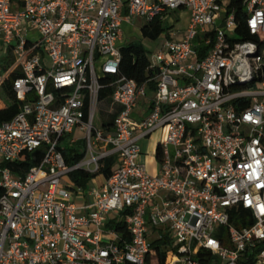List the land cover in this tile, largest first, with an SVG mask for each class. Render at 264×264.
Listing matches in <instances>:
<instances>
[{
    "label": "built area",
    "instance_id": "2783aa9c",
    "mask_svg": "<svg viewBox=\"0 0 264 264\" xmlns=\"http://www.w3.org/2000/svg\"><path fill=\"white\" fill-rule=\"evenodd\" d=\"M236 4L258 41L238 40ZM180 9L188 28L149 56L154 73L121 75L123 24ZM8 81L20 108L0 119V264H155L164 237L163 264H264V0H0V88ZM107 86L118 110L104 108ZM106 112L111 130L96 125ZM75 128L87 150L68 167L61 142ZM157 130L152 174L140 141ZM101 145L118 167L83 190L70 173L98 172Z\"/></svg>",
    "mask_w": 264,
    "mask_h": 264
},
{
    "label": "trees",
    "instance_id": "16d2710c",
    "mask_svg": "<svg viewBox=\"0 0 264 264\" xmlns=\"http://www.w3.org/2000/svg\"><path fill=\"white\" fill-rule=\"evenodd\" d=\"M239 3L240 0H237ZM236 11H237V18L240 20V24L236 29V33L238 35V40L241 41H258L257 36L252 35L246 25V21L244 16H242V7L240 4H236ZM244 13V12H243ZM142 34L145 38H149L152 40L158 39L163 33L164 28L161 25V20L155 19L152 22L145 24L141 28ZM121 64H120V72L121 75L126 76L129 79L136 80L138 83H144L147 78L152 75L154 72L150 71V59L148 51L143 48L142 46H138L135 44H129L125 47L121 48ZM201 57L203 55H200ZM110 77H106L103 80V83L108 84L110 81ZM152 88L154 86L152 85ZM2 92L4 93L5 99L11 103L10 107H3L0 109V119L1 120H10L12 119L18 112L20 105L15 101L14 94L12 92V85L11 82H6L1 88ZM113 93V87L107 86L101 94V97L105 99V101L110 100V97ZM4 102V101H3ZM114 115L109 117L107 122H103V126L106 127L108 130L112 129ZM64 137L61 142V149L63 150V155L65 158L66 165L68 167H72L79 162H81L85 155L86 150L85 146L83 145V150L80 151L75 146H64L63 144ZM43 156V150H37L32 153L27 152L24 156V159L20 160V164L18 165L15 170L19 173L24 174L26 171H29L32 167L38 164ZM159 158V150L157 153ZM114 165V160L110 159L108 162H105L104 167L101 168L100 173H104L106 178L108 179L112 175V167ZM96 176L95 173H91L84 169H77L70 173L71 179L74 183L79 187H86V185ZM113 227V225H112ZM116 227L118 230H125L126 226L123 223H119ZM170 237H164V239H153V251L152 255L149 257V262H154L155 264H163L166 251L165 247L170 242Z\"/></svg>",
    "mask_w": 264,
    "mask_h": 264
},
{
    "label": "rangeland",
    "instance_id": "374dc122",
    "mask_svg": "<svg viewBox=\"0 0 264 264\" xmlns=\"http://www.w3.org/2000/svg\"><path fill=\"white\" fill-rule=\"evenodd\" d=\"M191 12L188 9H180L179 11H169L166 13L165 17L161 21V25L164 28V33L156 40H152L149 38H145L142 34L141 28L147 24L145 19L135 18L132 23H124L123 24V32L124 37L122 40L118 41V47L122 48L129 44H135L138 46H142L148 51L149 56L152 58L155 53L161 48L163 42L166 39L175 40V33L184 31L188 26V21H190ZM156 91L153 88L148 89V97H154ZM4 93L0 89V107H5L6 105H10L9 101L5 99ZM4 101V102H3ZM101 120L97 118L96 125H101L102 121L106 120L105 113L102 115ZM160 134V130H157L151 134L150 137L145 138L141 141V144L144 145L147 154H151L154 152L156 148V137ZM165 134V133H164ZM163 134V137L165 136ZM73 140H77V143H73ZM66 146H75L80 151L83 149V145L85 146V150H87V136L86 133L80 130L79 128H75L74 131L66 135L63 140V144ZM98 187V183L95 179H92L86 187H83V190L89 191L90 189ZM115 213H111L109 217L114 216Z\"/></svg>",
    "mask_w": 264,
    "mask_h": 264
},
{
    "label": "crops",
    "instance_id": "0c3cea01",
    "mask_svg": "<svg viewBox=\"0 0 264 264\" xmlns=\"http://www.w3.org/2000/svg\"><path fill=\"white\" fill-rule=\"evenodd\" d=\"M188 25H189V21H188ZM187 28H188V26H187ZM187 28L184 31H182V32L175 33L176 34V35H174L175 36V40L181 39L184 36L185 31L187 30ZM123 37H124V34H123ZM10 106L11 105H7L6 107H10ZM2 108L3 107H1V109ZM104 108H105V110L110 111L112 108H115V109L118 110L120 107L112 105V99L110 97V100L104 102ZM149 109H150V102L148 101V99L146 101H142L140 103V107L138 108V110H137V112L135 114V117L139 118L141 116V114L147 115L148 112H149ZM112 115L113 114H109L108 112H106L105 113L106 120L104 122H107L109 120V117H111ZM164 133L165 132L163 130H160V134L156 137V148H155L154 152L149 154V155L147 154V151L145 150L144 145L141 144L142 140L140 141V144H141V147H142V154H141L139 160H140V162L143 165L146 166L148 171L151 172L152 174H157L159 172V169H160V163H159V159H158L157 153H158V145H159L160 141L164 138L163 137ZM74 143H77V141L74 142ZM100 149H101V151H106L107 150L109 152V154L105 158H103L101 160V168L104 167L105 162H108L110 159H113L114 160V165L112 167V172H114V170H116V168L118 167L117 154L113 151L112 147H107L105 145H101ZM101 168H100V170H101ZM100 170L95 173L96 176L93 178L98 183V187H101L107 180L105 174L102 173V172L100 173ZM76 202H77V204L79 206H83L85 204H91L93 202V198L91 196H89V195H86V196L78 195L76 197ZM80 212L83 213L85 211H84V209H81ZM111 217H113V216H111ZM112 225H113L112 222L108 223L109 227L110 226L112 227Z\"/></svg>",
    "mask_w": 264,
    "mask_h": 264
}]
</instances>
